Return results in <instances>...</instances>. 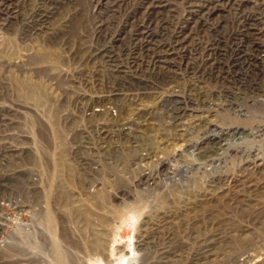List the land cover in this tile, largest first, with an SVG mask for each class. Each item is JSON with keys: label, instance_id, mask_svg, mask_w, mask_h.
<instances>
[{"label": "rangeland", "instance_id": "obj_1", "mask_svg": "<svg viewBox=\"0 0 264 264\" xmlns=\"http://www.w3.org/2000/svg\"><path fill=\"white\" fill-rule=\"evenodd\" d=\"M147 1L0 0V264H264V0ZM179 106L223 147L175 159L198 141L163 139ZM128 122L148 126L103 140Z\"/></svg>", "mask_w": 264, "mask_h": 264}, {"label": "bare ground", "instance_id": "obj_2", "mask_svg": "<svg viewBox=\"0 0 264 264\" xmlns=\"http://www.w3.org/2000/svg\"><path fill=\"white\" fill-rule=\"evenodd\" d=\"M10 1V0H9ZM157 1V0H156ZM197 1V0H196ZM223 1L224 0H198V3L200 4V5H198V6H192V8L193 9H195V12L197 13V14H195V13H190V15L191 16H194V15H198L199 17L201 16V14H206V15H208V16H212V15H214V14H218V13H220L221 11H223V7H221V4L223 3ZM240 0H229V3H231V4H237V3H242V2H239ZM191 2V1H190ZM3 3V2H2ZM158 3H160V6L161 7H163L162 5H164L165 3L167 4H169L170 2L168 1V0H164V1H160V2H158ZM167 4V5H168ZM148 6V7H145V6ZM262 7V9H264V1H263V3L262 4H260ZM140 6H141V8H142V10H145V12H147V13H144L143 14V18L145 17V18H151V15H153V14H155V13H157V11H156V9H157V7H155L154 6V3L152 2L151 4H149L148 3V1L147 0H141V3H140ZM160 7V8H161ZM159 8V9H160ZM201 8H202V10H201ZM11 9V8H10ZM192 9V10H193ZM8 10V9H7ZM165 10V9H164ZM152 13V14H151ZM171 13V12H170ZM264 13V12H263ZM262 13V14H263ZM261 14V13H260ZM38 15V14H37ZM189 15V16H190ZM243 15V14H242ZM246 15V14H245ZM257 15V14H256ZM39 16L40 17H44V14H43V12H42V15L41 14H39ZM248 16V15H247ZM254 16V15H253ZM258 16V15H257ZM255 17V16H254ZM261 17V16H260ZM32 18V17H31ZM49 19V18H48ZM247 19H249V18H247ZM44 21V18H43V20H42V22ZM37 22V21H36ZM33 23V22H32ZM42 25H44L45 23L43 22V23H41ZM251 24V23H250ZM39 25V24H38ZM259 26V24H257L256 23V25H255V27H258ZM248 30H250V29H248ZM253 31V30H252ZM254 36V35H253ZM255 36L256 37H258V36H260V35H257V34H255ZM178 38V37H177ZM259 40V38H255L254 37V39H253V41L255 42V41H258ZM202 48V47H201ZM174 51H175V49L174 48H170L169 49V52L170 53H174ZM175 54V53H174ZM104 56V55H103ZM171 56V55H170ZM200 56V55H199ZM103 59H104V57H102ZM196 59V58H195ZM157 60H159L158 62H159V64H162V65H165V64H167V65H170V63H167V62H170L169 61V59H168V56L166 55V56H162V57H160V58H158ZM193 60H194V58H193ZM102 61V60H101ZM105 61V60H104ZM112 65H115V66H117L116 67V69H120L121 70V67L119 68V66L120 65H117V63H115V61H114V59L113 58H111V59H109L108 60ZM138 61L139 60H137V59H135L134 61H133V65H135V66H139L137 63H138ZM161 61V62H160ZM103 62V61H102ZM196 62V61H195ZM105 63H107V62H105ZM191 63V62H190ZM187 63V65H186V67H187V70H188V68H191V64H193V63ZM150 64V63H149ZM105 65V64H104ZM181 65V64H180ZM107 66V65H106ZM105 66V67H106ZM154 66H156L157 67V63H156V61L154 62ZM194 66V65H193ZM195 67V66H194ZM193 67V68H194ZM123 69V71H122V73L121 74H125V72H124V68H122ZM157 69V68H156ZM164 69H166V68H164ZM166 70H168V69H166ZM117 71V70H116ZM188 71H190V70H188ZM193 73H194V75L195 76H197V72L196 71H193ZM114 78V77H113ZM113 78H111V79H113ZM116 78V77H115ZM99 79V78H98ZM93 81H96L95 79H93ZM92 81V82H93ZM88 82H90V81H88ZM87 82V83H88ZM93 84L95 85V86H98V84H96L95 82H93ZM105 85V84H104ZM103 87V86H102ZM105 88H106V86H104ZM189 87V86H188ZM194 88H196V86L194 85V84H191L190 85V87H189V90H190V92H191V90L192 89H194ZM102 89V88H101ZM24 95V94H23ZM27 95V94H26ZM204 95H207L206 94V92L205 91H202V92H200L199 94H198V96L196 97V98H188V100H187V103H189V101H190V103H191V106H192V109L191 110H193V111H196V112H200V111H203V110H205V109H207L208 107H209V105L206 103V100H204ZM27 97V96H26ZM137 103V102H136ZM135 103V104H136ZM179 103V102H178ZM189 103V104H190ZM102 104V103H101ZM183 104V103H182ZM186 104V103H185ZM149 107V106H148ZM189 107V106H188ZM136 109H138V108H136ZM152 109V108H151ZM144 110V109H143ZM176 110H177V107H176ZM178 111L179 112H181L180 114H181V116L182 117H178V116H180L179 114H178V116L176 117V118H174V121H173V124H171L170 125V128H172V130H173V134L174 135H169V134H167L166 132H164V133H162V136L164 135L165 136V138L163 137V139L164 140H169V139H171V141H174V139L176 138V140L178 139L179 140V138H177L178 136L180 137V135L182 136V135H184V133L186 134V136H188V135H190V134H192L190 131H192V130H194L193 131V134L196 132L197 134H198V141L199 140H201V143H198V141H190V142H186V144H184L183 146H182V149H181V152L179 151L178 152V154H176V156H175V159H176V157L177 158H180V156H182V154H183V152L184 151H192V150H200V147H202V146H200V144L202 145V143L203 144H205V145H207V147H210V148H212V149H218V148H221V147H223V144H224V142H226V140H227V137L230 135V131L229 130H221V129H219L218 130V128H216V129H212L211 127H209V124L211 123H207V121H206V118L204 117L203 118V116H201V115H199V114H197V115H195V117H191V119L189 120V121H186V122H184V123H182L181 125H179L180 124V121L182 120V118L184 119V118H186V113H187V111L184 109L183 110V108L182 107H178ZM154 108H153V111L152 110H144V113H142L141 115H139V118L141 119L142 118V116H144L143 118H145V115H149V114H153L154 115ZM6 119V118H5ZM157 119H159V118H157ZM3 121H5V120H0V122H3ZM137 121V120H136ZM125 124V123H124ZM123 125V124H122ZM149 125L151 126L152 125V123H149ZM146 126H148L147 125V123L144 125V126H141L140 125V123H137V122H128L127 124H125V125H123L122 126V128L123 129H118L117 131H116V128H118L117 126H109V127H107V126H105V127H103V129H106L105 131H101L100 133L103 135L102 136V138H103V140H105V141H111V139L112 138H118V139H123V137L124 138H129V137H134V136H136L137 135V131L141 128V127H146ZM121 128V127H120ZM219 128H221V127H219ZM168 129V128H167ZM172 130H170V131H172ZM146 130H144V132H145ZM175 132L177 133L176 135H175ZM180 134V135H179ZM93 137H94V134H93ZM101 138V139H102ZM185 142V141H184ZM165 144V143H164ZM166 145H169V144H166ZM9 146V147H8ZM6 148H8L9 149V151H6L5 153L2 151V150H0V156L2 157H4V158H8V157H10L11 156V154H12V150H10V149H12V146L11 145H8ZM14 147V146H13ZM96 149V148H95ZM15 152V151H14ZM83 155V154H82ZM88 156V155H87ZM143 156H147L146 157V159H144V160H148V159H152L153 157H155L156 156V154L155 153H148L147 155H143ZM144 158V157H143ZM142 158V159H143ZM86 160V159H85ZM95 160V159H94ZM86 161H88V160H86ZM86 161H84V162H86ZM163 161V160H162ZM93 162V161H92ZM95 163V162H94ZM170 163H171V161L170 160H165V161H163L160 165H161V168H163V169H165V170H170V171H168L169 173L171 172V173H173L174 174V172H176V170L175 169H172V167H171V165H170ZM180 170V169H179ZM168 173V174H169ZM157 174V173H156ZM158 176V175H157ZM141 177V183H143V185H146V186H149V183H150V180L152 179V177H151V174H147V173H145L144 175H141L140 176ZM227 177V176H226ZM233 177V176H232ZM158 178V177H157ZM157 178H154L153 179V181H155L156 182V180H157ZM226 180V179H225ZM214 183V182H213ZM231 184V183H230ZM262 188V187H261ZM220 189V188H219ZM218 193V192H217ZM213 199V198H212ZM208 201V200H207ZM54 219V218H53ZM50 220V221H49ZM55 220V219H54ZM48 222H52L51 221V217H50V219H48ZM3 225V224H2ZM261 258V257H260ZM260 258H258V261L257 262H260L261 260H264L263 258L262 259H260ZM241 262L242 263H240V264H255V263H252L253 261H254V256L253 255H251V254H249V253H246L244 256H242L241 257ZM257 264V263H256Z\"/></svg>", "mask_w": 264, "mask_h": 264}]
</instances>
